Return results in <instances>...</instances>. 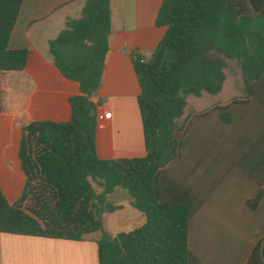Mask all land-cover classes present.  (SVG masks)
Wrapping results in <instances>:
<instances>
[{"label": "trees", "instance_id": "16d2710c", "mask_svg": "<svg viewBox=\"0 0 264 264\" xmlns=\"http://www.w3.org/2000/svg\"><path fill=\"white\" fill-rule=\"evenodd\" d=\"M25 0H0V115L15 95L7 77L25 72L30 51L9 45ZM158 27L166 34L151 60L134 55L147 157L102 160L97 154V104L112 34L111 0H87L79 19L49 44L63 76L80 85L69 122L16 123L24 131L21 161L26 184L11 204L0 188V234L83 241L100 234V264H201L189 247V228L201 203L165 172L180 157L178 122L187 98L223 90L229 62L240 68L247 95L264 81V0H163ZM225 110V109H222ZM94 184L102 192L97 193ZM126 190L147 223L112 237L104 228L106 198ZM261 189L249 201L257 210ZM109 211L114 208L109 207ZM249 264H264V241Z\"/></svg>", "mask_w": 264, "mask_h": 264}, {"label": "crops", "instance_id": "0c3cea01", "mask_svg": "<svg viewBox=\"0 0 264 264\" xmlns=\"http://www.w3.org/2000/svg\"><path fill=\"white\" fill-rule=\"evenodd\" d=\"M86 1H24L9 47L28 49L29 59L25 72L11 81L9 75L7 82L16 84L15 95L28 97L21 103L7 95V112L0 115V188L11 204L21 199L26 184L20 156L24 131L17 118L27 113L34 121L69 122L70 99L82 94L80 85L53 64L49 44L68 20L81 18ZM162 3L111 0L110 50L94 98L97 154L102 160L147 157L133 57L150 60L163 40L166 28L156 24ZM227 70L220 94L187 98L178 122L180 157L165 169L201 203L189 228V247L201 264H249L264 241V198L257 210L249 206L264 191V81L258 94L247 95L243 78L233 88ZM107 112L111 118H104ZM104 209V228L112 237L147 223L124 189L108 195ZM99 238L67 241L0 234V264H100Z\"/></svg>", "mask_w": 264, "mask_h": 264}, {"label": "rangeland", "instance_id": "374dc122", "mask_svg": "<svg viewBox=\"0 0 264 264\" xmlns=\"http://www.w3.org/2000/svg\"><path fill=\"white\" fill-rule=\"evenodd\" d=\"M153 55L151 56L150 60L152 59ZM227 74H228V79H229V83L231 84V86L233 88L238 87L240 84V82H242V76L240 73V69L238 68L237 64L235 62H229V66H228V70H227ZM18 77H20L19 74H14L8 77V80L11 81L12 79H17ZM96 191L99 192V188L96 184H94ZM97 237H100V234H91L88 237H86L88 240L90 239H95Z\"/></svg>", "mask_w": 264, "mask_h": 264}, {"label": "built area", "instance_id": "2783aa9c", "mask_svg": "<svg viewBox=\"0 0 264 264\" xmlns=\"http://www.w3.org/2000/svg\"><path fill=\"white\" fill-rule=\"evenodd\" d=\"M112 117V113L111 112H107L104 115V118H111Z\"/></svg>", "mask_w": 264, "mask_h": 264}]
</instances>
